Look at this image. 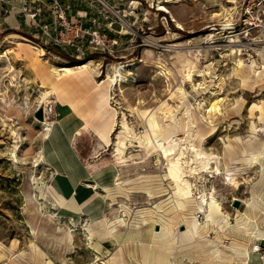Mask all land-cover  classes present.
Masks as SVG:
<instances>
[{
  "label": "rangeland",
  "instance_id": "rangeland-1",
  "mask_svg": "<svg viewBox=\"0 0 264 264\" xmlns=\"http://www.w3.org/2000/svg\"><path fill=\"white\" fill-rule=\"evenodd\" d=\"M158 1L105 0L104 5L95 0L96 8L89 11V17L97 18L95 27L116 37L119 45L110 55L84 44L87 51L82 58L70 46L63 52L65 56L55 54L45 48L53 45L47 38L25 36L24 31L33 32L34 25L5 23L0 14V264H98L96 260L109 258L107 264H165L167 254L147 239L138 246L123 245L114 239L110 243L101 241L102 246L94 238L98 244L91 243L93 236L89 233L105 238L107 222L121 217L125 219L124 227H120L125 236L144 211L160 203L168 209V198L173 193L170 187L177 179L185 188L190 187L196 200L191 202L190 211L201 221H205V215L194 208L198 202L204 209L202 199L211 194L233 223L237 210L246 211L245 201L262 177L259 162L251 164L248 159L252 146L258 147L264 141L260 112L255 109L251 113L255 103L264 110V0L165 2L184 29L178 27L172 15L158 9ZM82 4L87 9L88 4ZM9 25L18 27L23 36L14 35L16 31ZM239 60L247 65L254 60L261 77L251 72L247 78L246 71L239 68ZM90 61L98 64L94 73L74 69L71 75L55 77L51 72L53 66ZM116 65L124 67L125 78L119 83L110 76ZM207 65L210 73L205 79L195 76L191 82L185 77L189 69L203 70ZM200 82L204 85L195 89ZM181 89L187 92L184 99L180 98ZM46 91L44 101L42 93ZM90 93L93 97L91 105H87ZM55 97L64 105L72 103L85 125L83 130L91 128L99 137L91 134V140L105 144V149L103 146L99 150H104L102 167L92 165V173L116 167L121 182L94 188L95 182L88 181L86 186L93 192L91 207L75 218L63 213L51 188L50 164L44 157L35 162L45 140V128L40 122L57 119ZM216 104L220 112L212 109ZM40 108L44 111L42 121L36 117ZM171 111L174 116L169 115ZM192 113L200 118L201 134L208 133L210 122L218 129L203 140L205 150L214 156L209 164L212 169L203 168L194 152V164L189 163L190 144L198 130L192 126ZM166 120H184L170 158L148 148L144 140L146 133L151 138L162 133L161 124ZM253 124L257 126L256 136ZM118 148L126 160L122 164L116 157ZM172 165L183 167V174L178 170L171 179ZM217 167L222 174L215 173ZM229 177L237 181L238 187L230 184ZM146 187L156 190L155 199H149ZM123 204L130 207L129 213L121 207ZM142 229L147 235L149 224ZM177 229L185 231L186 225L179 224ZM221 230L223 241L230 245L233 234L227 226ZM214 236L212 232L209 238ZM254 242H250L251 247ZM257 243L261 249L251 250L248 264H264V239ZM98 246L101 247L94 249ZM106 248L109 252L105 253ZM179 256L181 264H201L199 259L188 260L186 252ZM170 258L173 264H180L174 255Z\"/></svg>",
  "mask_w": 264,
  "mask_h": 264
},
{
  "label": "bare ground",
  "instance_id": "bare-ground-1",
  "mask_svg": "<svg viewBox=\"0 0 264 264\" xmlns=\"http://www.w3.org/2000/svg\"><path fill=\"white\" fill-rule=\"evenodd\" d=\"M168 1L171 0H159L158 9L163 10L169 13L170 15H172V18L175 21V23L178 25V27L184 29V25L177 20L174 14L165 5V2ZM238 65L239 68L242 69V71H246L247 78L248 77L250 78L251 72L256 73L257 77L259 78L261 77L262 74L261 71H257L255 69L256 62L254 60L251 61L249 65L245 64L243 60H239ZM74 69H80L81 71L89 70V72L94 73L98 69V64H96L95 61H90L86 64L76 63V64H68L66 66H61V67L53 66L51 68V72L55 77H62L73 74ZM209 69H210L209 65H207L206 68L203 70L189 69L185 77L187 78L188 81L191 82L194 81L195 76L204 77L205 79V75L206 74L209 75L210 73ZM123 70L124 67L122 65L114 66V73L113 75H110L111 78L114 79L117 83L123 81V79L125 78ZM202 85L204 84L200 82L194 85V87L195 89H199L202 87ZM42 94L44 101L47 100L48 92L46 91ZM179 94L181 99H184L187 96V92L184 89H181L179 91ZM212 109L215 112L221 111L220 106H218L217 104L214 105ZM255 109H257V111L260 112V115L258 117L259 123H264V110L262 106H259V104L256 103L253 104V106L251 107L252 114H254ZM168 113L169 115L174 116L173 111ZM191 116H192L191 117L192 126L194 128H198V130L194 131L195 132V134H193L194 139L191 141L190 144L191 153L189 157L190 160L189 163L194 164L195 158L192 155V153L194 152L195 157L197 159H200L203 168L207 170L212 169L213 167L209 166V164H210V160L214 156L213 153H209L205 150V148L203 147L204 146L203 140L205 135H209V136L214 135L218 131V129L214 124H212V122L210 123L208 122L209 123L208 133L201 134L200 118L193 113L191 114ZM180 121L181 122L177 123L175 121L170 120L167 121L165 124L162 123L161 124L162 133L157 134L155 137L151 138L150 137L151 135L146 133L144 135V140L146 142L145 144L148 145L147 147L153 150L162 151L165 158H170V156L175 153L173 149L175 145H177L176 134L177 132L180 131L179 128L184 122V120H180ZM40 123H43V127L45 128L44 131L46 138L50 135L52 127L55 126L54 125L55 123L48 122L47 119L44 122H40ZM186 125L184 127L188 129ZM252 131L256 136L257 126L255 124H253ZM197 140L199 142H196ZM229 147L230 144H227V148ZM117 152L118 153L116 157L118 163L121 164L124 163L126 160H123L124 157H122L123 154L122 149L118 148ZM244 152L245 151H243V154H245ZM250 154H251V158L248 159L249 162L251 164H255L259 162L262 171V177L260 178V181L256 184L257 188L252 192L250 198L245 201L247 205L246 211L242 212L240 210H237L235 223L231 221L232 218L230 214L223 210L221 203L215 199V197L213 196L214 194L212 195L211 192H210L211 194L210 198L203 197L202 199L203 200L202 205L205 207L204 209L201 208L198 202L194 208V210L196 209V213L201 212L203 215H205L206 217L205 221H201L197 216V214H192V212L190 211L191 210L190 204L192 201L195 200L190 187L185 188L184 184H182L181 179H177L175 180L176 184L170 187L172 188L173 193L168 198V203H167L168 209L164 208L163 205L164 203H160L157 204L154 207V209L151 208L150 210L144 211L143 215L140 216V220L137 223H135L134 226H132L133 229H130V231H128V233L125 236L120 228L125 224V219L118 217L115 220H111L107 222L108 232L118 242H123L122 243L123 245H127L129 243H134L137 245L139 242H141L144 239H147L150 244H157L156 247H158L161 250V252L163 251L162 253L167 254L164 261L165 264H173L170 258L171 255H174V260H178L179 263L181 264L182 259L179 258L180 257L179 255L184 252L187 253L189 258L188 260L194 261L199 259L201 264H248L251 250L255 252L256 250L258 251L261 249V246L260 244L257 243V240L264 239V192L262 191L264 188V141H262L260 145H258V147L252 146L250 150ZM43 157H44L43 151H41L39 159H37L35 162L36 163L40 162L43 159ZM171 167L173 168V170L169 173V177L171 179L176 172L180 171L181 174H183L182 173L184 171L182 170L183 167L180 168L176 165H172ZM215 173L219 175L222 174V172L218 167L216 168ZM119 179L120 178L117 177L114 181V184L119 185L121 183L119 182ZM229 179L231 180L230 182L231 185L238 187V183L237 181H235L234 178L229 177ZM51 188L54 187L51 186ZM152 188L150 187L145 190L150 200L155 199L156 197L155 195L157 193L155 192L156 190L154 191ZM168 193L170 194L171 191ZM109 197L110 199L115 200L114 196L111 193H109ZM66 204L67 202L65 203V206ZM121 207L124 209L125 212L127 213L130 212L129 206L123 204L121 205ZM148 224L150 226V229L147 232L144 231L147 233V235H144L142 227ZM179 224L186 225V230L182 231L177 229ZM159 225L162 226L160 230H159ZM156 226L157 228H155ZM224 226H227L230 230V233L233 234L234 236L233 242L230 245L225 244V242L222 239L223 232L221 229H223ZM212 232L215 233V236L214 238H209ZM238 234L239 236L243 235L245 239L240 240V238L237 236ZM251 241H256L254 242L252 247L250 244ZM255 246H257L256 249L254 248ZM135 253L136 252L132 251V254ZM135 255H138V253H136ZM2 258L3 255L0 254V259ZM51 260L49 259V262H52ZM110 260L111 258L105 261L98 259L96 260V263L107 264L109 263Z\"/></svg>",
  "mask_w": 264,
  "mask_h": 264
},
{
  "label": "crops",
  "instance_id": "crops-1",
  "mask_svg": "<svg viewBox=\"0 0 264 264\" xmlns=\"http://www.w3.org/2000/svg\"><path fill=\"white\" fill-rule=\"evenodd\" d=\"M59 1L64 6L68 5L70 7L67 10V13L68 16L70 15L73 20L78 18V12L83 14L87 12L88 15L83 19V25L86 24L84 22L86 20V22H88V27H95L91 21L95 17L92 15L89 17V11L94 9H91L89 6L87 9L83 8V2L81 0ZM109 1L112 2L114 0ZM26 6H29L31 11L41 7L42 13L36 18V24L34 25L35 29L32 30L33 32L24 31L25 36L26 34L37 37L41 36L43 40V38H46L42 30L44 25L49 26V31L52 37L57 36L58 31L55 29L52 15V0H10L7 4L0 3V14L3 16V22H16L18 24H23L25 22L26 24H29V15L23 12V9ZM9 27L15 29L16 33H13L14 35L23 36L18 31V27H14L12 25H9ZM82 42L87 44L88 37H83ZM67 48L68 47H62V49H59L64 52L67 51ZM87 95L86 104L91 105V97H93V94L90 93ZM55 98L57 101V119L54 122L55 126L52 127L50 135L44 140V147L42 151L44 158L47 160L48 164H50L48 165L52 174L50 182L54 187L52 189L57 200L62 204L61 209L63 213L75 218L80 217L84 213L86 214V211H88L89 207H91L89 206V199L91 198L93 192L86 186V184L89 183L88 181L95 182L93 185L94 188L108 187L110 184H114V181L117 178L118 170L116 167H111L101 173H92V165L97 167L99 166V168L102 167L100 164L104 161V158H102V153L104 150L102 152L99 150L103 148L105 144L100 139V142H96L95 139L91 140V134H95V136H97L96 133H94L91 128L88 130H83L85 125L81 123L83 121L80 117H78L76 108L72 103L64 105V103L58 100L57 97ZM66 115L72 116L64 117ZM77 131L82 132V134L77 135ZM66 202L67 204L65 206ZM89 219L91 218H88V221ZM90 235L93 236L90 238V242H94V245L107 241L110 243V241L113 242V239L118 242L108 232V229L106 230L105 237L107 239L102 238V235L99 236V234L96 233H90ZM100 247L101 246H98L97 248L94 247V249H99ZM104 252L106 253L109 251L106 248Z\"/></svg>",
  "mask_w": 264,
  "mask_h": 264
},
{
  "label": "built area",
  "instance_id": "built-area-1",
  "mask_svg": "<svg viewBox=\"0 0 264 264\" xmlns=\"http://www.w3.org/2000/svg\"><path fill=\"white\" fill-rule=\"evenodd\" d=\"M10 0H0V3L7 4ZM84 3H87L88 6L92 8H96L94 5L95 0H81ZM100 3L107 5L105 0H98ZM70 7L68 5L64 6L59 0H52V15L54 20L55 29L58 31L57 36L52 37L49 31V26L44 25L42 30L47 38V40L54 45L63 46V47H74L78 52V57L82 58L86 55L87 49L84 47V43L82 42V38L88 37V45L89 48L94 50H102L107 51L110 55H113L114 48L119 45V41L117 38H110L105 32H102L100 29H97L94 26L84 27L83 19L87 17L88 13L84 14L78 12V18L73 20L72 17L68 18L67 10ZM23 12L29 15L30 24L35 25V21L37 16L42 13L41 7L34 9L31 11L29 6H26L23 9ZM98 13L102 12L98 10ZM92 24H97V18H93ZM113 22H110L108 26L111 28ZM119 33V32H118Z\"/></svg>",
  "mask_w": 264,
  "mask_h": 264
},
{
  "label": "trees",
  "instance_id": "trees-1",
  "mask_svg": "<svg viewBox=\"0 0 264 264\" xmlns=\"http://www.w3.org/2000/svg\"><path fill=\"white\" fill-rule=\"evenodd\" d=\"M28 38H31V37H28ZM46 49L58 54V55H61V56H65V53H63L58 47L56 46H53V45H47L45 47Z\"/></svg>",
  "mask_w": 264,
  "mask_h": 264
},
{
  "label": "water",
  "instance_id": "water-1",
  "mask_svg": "<svg viewBox=\"0 0 264 264\" xmlns=\"http://www.w3.org/2000/svg\"><path fill=\"white\" fill-rule=\"evenodd\" d=\"M36 117L39 119V120H43L44 119V111L42 108H40L37 113H36ZM237 202H240L239 200H236ZM239 204V203H237Z\"/></svg>",
  "mask_w": 264,
  "mask_h": 264
}]
</instances>
